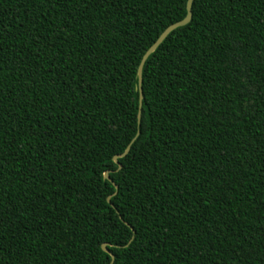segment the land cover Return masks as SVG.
<instances>
[{
  "label": "trees",
  "instance_id": "1",
  "mask_svg": "<svg viewBox=\"0 0 264 264\" xmlns=\"http://www.w3.org/2000/svg\"><path fill=\"white\" fill-rule=\"evenodd\" d=\"M188 1L0 0V264H264V0H195L138 124Z\"/></svg>",
  "mask_w": 264,
  "mask_h": 264
},
{
  "label": "water",
  "instance_id": "2",
  "mask_svg": "<svg viewBox=\"0 0 264 264\" xmlns=\"http://www.w3.org/2000/svg\"><path fill=\"white\" fill-rule=\"evenodd\" d=\"M195 2V0H189L187 3V16L180 22H177L171 26H169L162 34L161 36L158 38V40L150 47V49L146 52V54L143 56L141 63L139 65L138 68V91L140 94V100H139V112H138V124H141V120H142V107H143V71H144V67L145 64L147 62V60L150 58V56L152 54H154L156 52V50L164 43V41L168 38V36L173 33L175 30L185 27L187 25H189L192 21V7H193V3ZM140 133L137 134V136L134 138V140L131 142V144L127 147V149L125 150V152L121 155H117L114 157V162L118 165V171L121 170L122 166L119 163V159L125 158L130 150L131 147L133 145V143L136 141V139L138 138ZM110 172H106L105 173V179L110 181V177H109ZM116 189H118L116 187ZM108 202H111V197L108 198ZM108 244H103L102 248L104 250V252L111 254V252L107 249ZM112 256V263L114 262V256L111 254ZM111 263V264H112Z\"/></svg>",
  "mask_w": 264,
  "mask_h": 264
}]
</instances>
